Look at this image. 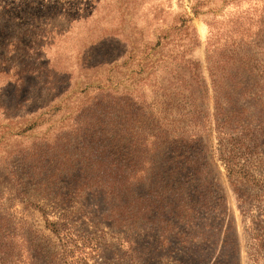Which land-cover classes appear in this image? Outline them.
Returning <instances> with one entry per match:
<instances>
[{
	"label": "rangeland",
	"instance_id": "374dc122",
	"mask_svg": "<svg viewBox=\"0 0 264 264\" xmlns=\"http://www.w3.org/2000/svg\"><path fill=\"white\" fill-rule=\"evenodd\" d=\"M157 101L194 142L138 146ZM0 217V264H264V0H0Z\"/></svg>",
	"mask_w": 264,
	"mask_h": 264
},
{
	"label": "trees",
	"instance_id": "16d2710c",
	"mask_svg": "<svg viewBox=\"0 0 264 264\" xmlns=\"http://www.w3.org/2000/svg\"><path fill=\"white\" fill-rule=\"evenodd\" d=\"M101 98H104V96H102ZM149 105L152 108H148V110L152 112L153 116H149L145 119V122L147 123L145 129H147V132L144 133L145 137H143L141 143H139V147L144 146L145 148H147V150H149L147 153H157L165 144H168L170 146L172 145L174 149H179L180 145H189L191 142L195 141L196 138H194V140H189L190 136H194V133L191 132L189 136H186L188 130L185 128L184 124H181L184 119H189L193 123V128L197 127L196 120L200 119V111H197L195 106L191 104L187 105L184 101H181L180 104H175L173 101H157V103H152V106L151 104ZM146 108L147 105L146 107H137L135 116L137 118L144 117V114L146 113L143 112ZM114 112L115 111L113 110V113ZM161 113H163L164 115L161 116ZM135 141L139 142L140 140L136 139ZM223 149L224 152L222 151V153H220V160L223 162L228 176H236L240 172L241 167L239 166L237 161H234L233 156H231V149H226L224 147ZM142 162H145L146 164L149 163L148 161H146V159H144ZM152 170L153 169L151 167V163H149V166L146 169L140 168L138 171H134L132 173L129 172V174L125 176L119 174V172H115L114 170H105L103 171L102 176H100V178L102 179L98 180L99 183L92 182L91 186L105 189V187L111 188L117 182L122 181L129 182L131 180L136 184L140 182L142 183L143 181L150 178ZM242 172H244V170H242ZM152 174H154L156 180L163 177L161 173L152 172ZM47 189H51V187H48ZM107 192L111 193V190H108ZM48 194H51V190H49ZM38 208L43 216L44 227L49 229L51 233L59 234L61 231H65V229H68L71 226L72 218H70V215L66 214L67 209H64L65 207L62 208V211H60L59 215L56 218H51L47 208ZM24 226H26V221L23 222V224H17V227H14V223L12 224L9 218L4 219L0 217V245H3L4 239L9 236L14 238L19 236L18 233L25 234L26 227ZM17 229L18 233L15 232V230ZM27 229H29V231L38 233V229L32 227L30 228L28 224ZM36 233L35 235H37ZM21 236L22 235H20V237ZM1 252L2 251L0 249V253ZM10 258L13 259L12 261H10V263L12 264L20 262L17 257L11 256Z\"/></svg>",
	"mask_w": 264,
	"mask_h": 264
}]
</instances>
